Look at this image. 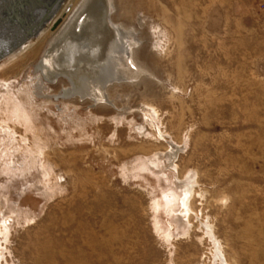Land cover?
<instances>
[{
	"label": "rangeland",
	"instance_id": "1",
	"mask_svg": "<svg viewBox=\"0 0 264 264\" xmlns=\"http://www.w3.org/2000/svg\"><path fill=\"white\" fill-rule=\"evenodd\" d=\"M83 1L0 60V264H264V0H111L126 76L72 90Z\"/></svg>",
	"mask_w": 264,
	"mask_h": 264
},
{
	"label": "bare ground",
	"instance_id": "2",
	"mask_svg": "<svg viewBox=\"0 0 264 264\" xmlns=\"http://www.w3.org/2000/svg\"><path fill=\"white\" fill-rule=\"evenodd\" d=\"M100 1L101 0H84L82 3L80 2V5H78L76 7V12L74 13L75 17L78 18L77 21L79 20L77 23V26L73 27L74 34L71 33L70 28H69V30H65V31L63 29L61 31V34L59 33L58 35H55L53 42L50 43V44H52L51 48H53L56 51H58V50H60V52L63 51L65 53L66 49L62 50L61 47L64 45L63 43L72 39L73 44H71V47L67 53L68 57H69L67 60H69V62L62 66V64L64 63L63 60H62V63L57 64L58 60L55 62L54 58L51 57L50 59L45 61V63L41 67H38V69H37L38 72H39V69L41 71L43 69V71H45L47 74L52 75L53 74L52 73L53 68L58 70V69H60V66H61L62 67L61 70L66 72L65 76L67 77L70 84L72 85V90H73V88L77 89V87L81 86V84H82L81 81H83V80H81L80 77L82 76V74L85 73V70H83V68H84V63H85L84 60L86 57H84V56L87 53V50H94L95 53H97L98 50H99V52H103L104 50H100V48L103 47L104 45L106 46V44H107L108 49L109 48L110 49L105 50L104 52L106 53V52L112 50V52H111L112 55L109 54L110 56H108L106 59L102 60L100 66L104 67V69H106V71L108 70L107 72L114 70V74H113V72L110 73V75H109L110 78L113 76L124 78V75L126 76V74H125L126 69L124 70V68H122L121 66H122V62L124 63L127 61V58H126L127 55L125 53L117 54L118 50L119 51L125 50L124 49L125 47L123 45L122 46L119 45L120 44L119 42H118V45H116L115 44V43H117L116 38L113 37V34H111V32L108 33L107 31H105L104 22L102 21V17L100 16V14H101ZM109 1H110L109 4L111 6V0H109ZM84 14L85 15L87 14V17L83 18V21L81 23L80 18ZM54 26H56V23ZM53 28H54L53 30H55L56 27H53ZM77 30L81 31V33L80 34L76 33ZM55 31H56L55 33L58 32L57 30H55ZM63 34H65L67 36L65 38L60 39V37H62ZM119 34L122 35L123 33L122 34L119 33ZM73 37H74V40H73ZM58 39H60V40H58ZM122 40H121V44H122ZM0 50H6V46L4 48H1ZM80 50H82V52ZM104 69H103V71H104ZM100 71L101 70H98V72L97 73L95 72V73L100 74ZM101 74H103V73H101ZM107 79H109V78H106L105 80L107 81ZM111 80H109L107 82V84L110 82L112 83ZM97 81H94V80L93 81L91 80L89 82L86 81L85 82L86 84H88V85L90 84L92 86H89L88 90H86V91L83 90V92H80V93L81 94L82 93L83 94L89 93V96L95 95V97H96V95H99L102 84H100L99 82L96 83ZM102 81H104V80H102ZM102 81H100V82H102ZM72 90H71V93L73 94ZM78 95L80 96V94H78ZM86 96H88V95H86ZM81 98H83V97H81ZM95 101H98V100H95Z\"/></svg>",
	"mask_w": 264,
	"mask_h": 264
},
{
	"label": "water",
	"instance_id": "3",
	"mask_svg": "<svg viewBox=\"0 0 264 264\" xmlns=\"http://www.w3.org/2000/svg\"><path fill=\"white\" fill-rule=\"evenodd\" d=\"M64 2L65 0H0V49L6 46V50H0V60L17 52L32 39L39 36L56 12L64 5ZM109 2V0L100 1V16L104 22L105 31L111 32L116 40H120L121 35L119 33L124 34L125 32L110 23L111 6ZM85 17L87 14L81 16V23ZM60 22L58 20V24L54 27L57 28ZM76 33L80 34L81 31L77 30ZM63 44L61 48L62 50L66 49L65 53L60 52V50H50V54H54L52 55L54 61L58 60L57 64L62 63L63 60L62 66L69 62L67 53L73 44L72 39ZM80 51L82 52V50ZM61 69V66L58 70L53 68L52 75L47 74L43 69L42 71L49 80H54V77L59 74L66 75V72Z\"/></svg>",
	"mask_w": 264,
	"mask_h": 264
}]
</instances>
